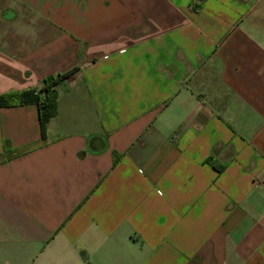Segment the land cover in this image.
<instances>
[{"label":"crops","instance_id":"1","mask_svg":"<svg viewBox=\"0 0 264 264\" xmlns=\"http://www.w3.org/2000/svg\"><path fill=\"white\" fill-rule=\"evenodd\" d=\"M0 264H264V0H0Z\"/></svg>","mask_w":264,"mask_h":264},{"label":"trees","instance_id":"2","mask_svg":"<svg viewBox=\"0 0 264 264\" xmlns=\"http://www.w3.org/2000/svg\"><path fill=\"white\" fill-rule=\"evenodd\" d=\"M75 70L77 69L49 78L40 90L31 88L4 93L0 95V107H15L33 103L37 104L39 108L41 136L44 139L47 136L49 122L58 112L54 88L60 82L71 76Z\"/></svg>","mask_w":264,"mask_h":264}]
</instances>
